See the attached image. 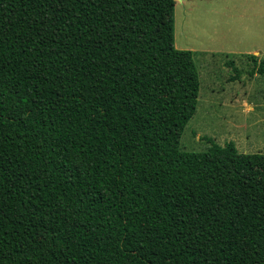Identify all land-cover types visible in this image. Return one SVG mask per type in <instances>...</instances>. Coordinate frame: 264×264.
<instances>
[{"label":"trees","instance_id":"obj_1","mask_svg":"<svg viewBox=\"0 0 264 264\" xmlns=\"http://www.w3.org/2000/svg\"><path fill=\"white\" fill-rule=\"evenodd\" d=\"M175 9L0 0V264H264V154L181 149Z\"/></svg>","mask_w":264,"mask_h":264},{"label":"rangeland","instance_id":"obj_2","mask_svg":"<svg viewBox=\"0 0 264 264\" xmlns=\"http://www.w3.org/2000/svg\"><path fill=\"white\" fill-rule=\"evenodd\" d=\"M176 2V47L193 51L201 83L181 149L205 152L211 138L222 146L234 142L241 153L264 154V75L249 74L252 55L264 60V0ZM235 68L241 74L233 80Z\"/></svg>","mask_w":264,"mask_h":264},{"label":"crops","instance_id":"obj_3","mask_svg":"<svg viewBox=\"0 0 264 264\" xmlns=\"http://www.w3.org/2000/svg\"><path fill=\"white\" fill-rule=\"evenodd\" d=\"M180 1H182V0H180ZM193 0H189V3H191ZM177 3V2H176ZM190 6V5H189ZM191 11V10H190ZM190 11H189V15H190Z\"/></svg>","mask_w":264,"mask_h":264}]
</instances>
